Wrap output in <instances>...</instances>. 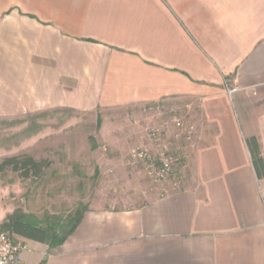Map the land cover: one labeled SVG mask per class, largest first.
<instances>
[{
  "label": "crops",
  "instance_id": "0c3cea01",
  "mask_svg": "<svg viewBox=\"0 0 264 264\" xmlns=\"http://www.w3.org/2000/svg\"><path fill=\"white\" fill-rule=\"evenodd\" d=\"M228 90H232L231 94ZM125 112L173 141L183 188L88 209L20 264H264V0H0V117Z\"/></svg>",
  "mask_w": 264,
  "mask_h": 264
},
{
  "label": "rangeland",
  "instance_id": "374dc122",
  "mask_svg": "<svg viewBox=\"0 0 264 264\" xmlns=\"http://www.w3.org/2000/svg\"><path fill=\"white\" fill-rule=\"evenodd\" d=\"M124 113L60 109L0 117V163L23 155L48 163L37 178L23 179L10 170L0 174V226L18 209L38 219L65 218L80 206L132 208L151 193L182 190L183 164L164 182L131 165L132 151L154 153L156 142L149 128Z\"/></svg>",
  "mask_w": 264,
  "mask_h": 264
},
{
  "label": "trees",
  "instance_id": "16d2710c",
  "mask_svg": "<svg viewBox=\"0 0 264 264\" xmlns=\"http://www.w3.org/2000/svg\"><path fill=\"white\" fill-rule=\"evenodd\" d=\"M250 146L255 173L259 177L263 176L264 163L258 145L252 141ZM46 168H48L46 161H36L30 156L23 155L5 158L0 163V174L10 170L18 173L23 179H30L39 177ZM86 211L84 206H80L65 218L52 215L38 219L33 214H26L18 209L8 215L0 227L23 240L56 247L72 234Z\"/></svg>",
  "mask_w": 264,
  "mask_h": 264
},
{
  "label": "built area",
  "instance_id": "2783aa9c",
  "mask_svg": "<svg viewBox=\"0 0 264 264\" xmlns=\"http://www.w3.org/2000/svg\"><path fill=\"white\" fill-rule=\"evenodd\" d=\"M232 90H228L231 94ZM177 129L178 133L173 141L159 139V133L155 129L150 130L149 137L156 142V149L150 151H132L130 163L133 167L141 166L156 181L164 182L173 173L177 165H182L186 159L185 145L193 141V130L184 126L181 118L172 116L169 119ZM164 190L161 195L167 194ZM23 246L16 241V236L0 227V264H20V252Z\"/></svg>",
  "mask_w": 264,
  "mask_h": 264
}]
</instances>
